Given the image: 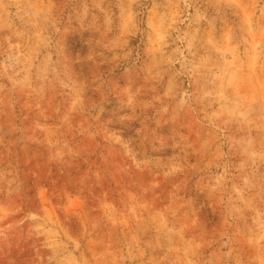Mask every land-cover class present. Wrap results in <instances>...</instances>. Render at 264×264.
<instances>
[{
    "label": "rangeland",
    "instance_id": "374dc122",
    "mask_svg": "<svg viewBox=\"0 0 264 264\" xmlns=\"http://www.w3.org/2000/svg\"><path fill=\"white\" fill-rule=\"evenodd\" d=\"M0 264H264V0H0Z\"/></svg>",
    "mask_w": 264,
    "mask_h": 264
},
{
    "label": "trees",
    "instance_id": "16d2710c",
    "mask_svg": "<svg viewBox=\"0 0 264 264\" xmlns=\"http://www.w3.org/2000/svg\"><path fill=\"white\" fill-rule=\"evenodd\" d=\"M15 112H18L17 107L14 108ZM3 117V116H2ZM17 133V134H16ZM15 135L20 138L21 137V131L16 132ZM14 150L16 152H20L19 147L16 146V144H14ZM21 175V174H20ZM204 213H208V209H203L202 213L200 214L199 218L203 219V216L205 215ZM206 223L208 224L207 227L205 228V231L208 235L211 236V238H215L218 235V232H220L219 230V220L216 216L211 215V214H206L205 216V220ZM216 223V224H215Z\"/></svg>",
    "mask_w": 264,
    "mask_h": 264
}]
</instances>
